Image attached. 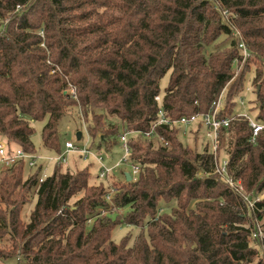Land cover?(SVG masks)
Listing matches in <instances>:
<instances>
[{
  "label": "trees",
  "instance_id": "1",
  "mask_svg": "<svg viewBox=\"0 0 264 264\" xmlns=\"http://www.w3.org/2000/svg\"><path fill=\"white\" fill-rule=\"evenodd\" d=\"M249 76L250 110L264 121V0H0V139L38 153L32 123L45 120L43 147L60 154V123L78 109L100 152L120 144L123 128L137 132L130 161L141 166L135 181L125 171L122 180L113 176L114 206L128 209L116 217L102 216L108 182L90 165L71 171L55 164L40 185L24 161L0 172V259L264 264L257 238L264 197L251 207L240 192L264 194V130L252 141L248 119L237 116L219 129L216 151L209 137L185 142L191 126L184 134L158 124L151 137L144 134L161 108L172 120L208 113L226 89L223 115L232 116ZM223 159L234 186L217 171ZM120 225L142 231L116 242Z\"/></svg>",
  "mask_w": 264,
  "mask_h": 264
},
{
  "label": "built area",
  "instance_id": "2",
  "mask_svg": "<svg viewBox=\"0 0 264 264\" xmlns=\"http://www.w3.org/2000/svg\"><path fill=\"white\" fill-rule=\"evenodd\" d=\"M239 47L242 49L243 57L247 58L249 55L248 49L243 42L239 43ZM54 72V71H53ZM250 88H248L249 90ZM69 92L76 96V89L71 87ZM77 97V96H76ZM226 95L221 94L220 97L213 103L212 111L208 113H196L190 116H183L179 119L172 120L168 117L164 110L161 108L159 110V117L153 128L149 132H145V136L151 137L153 135V130L158 124H166L169 126L177 125L180 126L186 133V130L195 124H202L205 129L207 136L210 138L212 147L214 151L217 150L218 147V132L222 127H228L233 119L237 116L245 117L248 119L249 124L252 128V141L256 140L257 135L264 130V121L257 120L250 113L244 112H236L232 116L223 115V111L226 108ZM157 100L161 101V97L158 96ZM241 105L244 104V101L239 98ZM137 132L129 130L128 128H123L122 133L120 134V145L123 150V154L118 162L114 165L109 166L104 163V156L102 152L97 155L90 147L81 148L75 141L66 140L64 150L60 154H56L49 158H44L39 153H30L25 151L21 147H11L8 145L6 141H0V167L1 168H11L15 165L20 164L22 161L26 162L27 166L30 167L33 173L38 177V184L40 185L49 175L48 173V165L49 162H54L55 164H66L67 163V154L70 152H76L82 156H89L94 154L95 158L98 160L100 164V170L97 172V176L101 180H106L108 182V191L104 195V199L110 204L109 209L114 208L115 195L118 192V188L113 183V171L121 166L122 164H128L130 169H125V172H129L131 174V180L135 181L139 178L141 174V166L137 163L130 161L131 147H130V137ZM83 137V132H82ZM81 137V138H82ZM159 141L162 145H169V141L160 136ZM226 166L227 160L223 159L220 164L217 166V171L224 174L225 179L234 186L235 183L226 174ZM105 210H102V214H104Z\"/></svg>",
  "mask_w": 264,
  "mask_h": 264
},
{
  "label": "rangeland",
  "instance_id": "3",
  "mask_svg": "<svg viewBox=\"0 0 264 264\" xmlns=\"http://www.w3.org/2000/svg\"><path fill=\"white\" fill-rule=\"evenodd\" d=\"M225 39V37H222L219 42H223V40ZM237 66H238V62L235 64V70L237 71ZM252 74V73H251ZM250 74V75H251ZM169 79H170V73H168L162 80H161V95H163L166 91V88L168 86L169 83ZM250 76L246 82V86H245V91L244 94L241 98V100L244 101V104L241 105L240 101H239V105L238 107L235 109L238 113L240 112H246V113H251L250 107H251V103L250 100L254 99V94L252 93L251 90H248V88L252 87V83L250 82ZM252 89V88H251ZM227 93V89L222 93L226 95ZM78 109H74L71 113L67 114L63 120L60 123V132H61V137H62V141L63 143L66 140H73L75 141L81 148L83 147H90L97 155H100L99 153L100 150H98L93 144V139L90 136L88 129H87V124L84 122V120L82 118H80V115L78 113ZM45 124V120L43 121H34L32 123L33 127L35 128V132L33 134V142L36 146V149L38 150V153L41 154L44 158H49L51 156H54L55 153L49 152L47 151L42 144V128ZM191 131L187 132L186 135L182 136V139L189 143L190 145H195L198 144L200 145L202 143V141L207 140L208 136L206 135V129L205 127H203L202 125L199 126L198 124L192 125L191 126ZM77 131H81L83 132V137L78 140L77 139ZM198 132L195 133L194 132ZM198 137L197 142L194 141L195 137ZM0 141H4L3 138L0 139ZM64 150V149H63ZM123 154V150L121 148V145L118 144L117 146H115L111 151H106L105 149H103L102 151V155L104 156V163H106L109 166L114 165L116 162L119 161V159L121 158ZM221 156L223 158H226V154L224 152L221 153ZM64 168H70L71 171H75L77 169V167H84L86 165H90V170L91 172L94 174V176H96L97 172L100 170V164L98 162V160L95 158L94 154L89 155L87 157L82 156L76 152H70L67 154V163L66 164H62ZM54 168V162H49L48 165V173H52ZM8 169V168H6ZM125 169H130V166L128 164H122L121 166L117 167L114 171H113V176L116 179H120L122 180L123 176H122V171H124ZM4 168L0 167V172L4 171ZM97 180V178L95 179ZM240 192L242 194H244L245 198L249 197L250 201H249V205L251 207H253L254 202L261 200L264 197V194H260V195H256V194H251V192H248L247 190H245V188L243 186L240 187ZM31 198L32 201L28 204L25 205L24 209H23V219L24 220H28L30 211L32 210V208L34 207V204L36 202V196L34 195V193H31ZM74 202V199L73 201ZM127 208H121V209H116L115 207L112 209H106L104 211V214H102V216H107V215H111L112 217H116V215H121L124 216L125 213L127 212ZM168 210V209H167ZM92 224V221L89 223V226ZM257 238H259V242L262 245L260 248L264 251V221H262L261 223L257 224ZM142 231V228L138 227V226H133V225H120L118 227H116L113 231L112 234V238L114 241L119 242L124 236H126L127 234H132L133 236H136L139 234V232ZM132 243V241H131ZM1 245V244H0ZM24 263L23 259H20V257H13V258H9V259H0V264H19V262Z\"/></svg>",
  "mask_w": 264,
  "mask_h": 264
},
{
  "label": "water",
  "instance_id": "4",
  "mask_svg": "<svg viewBox=\"0 0 264 264\" xmlns=\"http://www.w3.org/2000/svg\"><path fill=\"white\" fill-rule=\"evenodd\" d=\"M77 139L80 140L82 137V132L81 131H77ZM126 178L128 181H131V174L129 172H125Z\"/></svg>",
  "mask_w": 264,
  "mask_h": 264
}]
</instances>
